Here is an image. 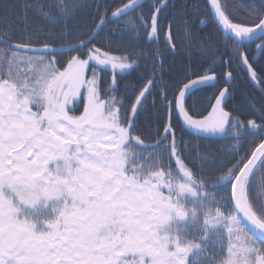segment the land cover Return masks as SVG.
<instances>
[{
    "label": "snow or ice",
    "instance_id": "obj_1",
    "mask_svg": "<svg viewBox=\"0 0 264 264\" xmlns=\"http://www.w3.org/2000/svg\"><path fill=\"white\" fill-rule=\"evenodd\" d=\"M240 3L255 13L256 21L245 24L241 33L225 22L228 5L219 0H198L191 9L188 0H121L122 6L115 0L0 4V129L8 133L0 140L7 170L0 178V264H159L152 237L137 229L135 217L125 215L128 209L107 207L98 214L83 198L49 208L45 200L59 194L22 189V167L43 171L50 182L67 173L71 182L93 190L81 162L92 157L106 161L102 145L121 141L122 147L145 149L149 157L166 154L169 175L173 170L181 175V165L202 177L231 164L230 189L255 149L244 156L239 150L226 155L227 163L218 165L215 158L201 156H214L210 150L218 146L202 142L264 140V0ZM227 19L236 22L235 16ZM158 36H164L163 50L153 48ZM132 73H138L134 82L122 83L124 74ZM237 82L245 89L251 85L257 95L240 92ZM205 88L211 89L209 105L194 112L189 97ZM229 104L241 114L235 116ZM237 125L238 137L217 135ZM32 127L39 133L28 136ZM61 133L66 144L55 139ZM41 139L45 143L38 149ZM37 155L49 164L61 157L65 163L42 168L32 163ZM258 178L264 179V152L248 169L246 189ZM101 187L100 195L111 186ZM97 203L102 204L99 198ZM54 212L59 215L53 219ZM69 212L76 215L67 219ZM89 213L92 223L77 221ZM236 215L239 219L243 213L236 209ZM245 227L259 238L249 253L264 258V231L250 223Z\"/></svg>",
    "mask_w": 264,
    "mask_h": 264
},
{
    "label": "rangeland",
    "instance_id": "obj_2",
    "mask_svg": "<svg viewBox=\"0 0 264 264\" xmlns=\"http://www.w3.org/2000/svg\"><path fill=\"white\" fill-rule=\"evenodd\" d=\"M38 133L39 129L32 127L27 135L35 136ZM7 135L8 133L0 129V140ZM62 136L63 133L55 139L66 144L67 141L62 140ZM41 143L45 141L41 139L37 142L38 149ZM121 145V141L105 142L101 151L107 157L106 161L92 157L89 161L81 162L88 173L85 177L87 183L95 185L93 190L78 181L71 182L67 173L57 181L50 182L44 178L43 171H33L31 167L19 169L20 175L26 178L21 182L22 189L58 193L59 195L45 200L49 208L63 203L71 206L73 201L79 203L83 198L89 208L98 210V214L107 207L128 209L125 215L130 213L134 216L133 223L137 229L152 237L150 247L159 264H193L196 259H199L200 264L207 263L204 262L206 260L209 264L256 263L259 256L251 255L249 247L253 242L259 243L239 223L231 202L230 191L233 183L229 193L221 187L217 191L197 189L191 184L189 173L182 165L181 175L172 172L176 181H171L169 166L164 169L166 154L153 153L149 157L145 149ZM2 147L3 144L0 143V148ZM30 154L32 156L31 150L26 156ZM43 154H46V150ZM32 163L42 168L55 169L63 166L65 160L61 157L53 159L49 164L47 160L41 161L37 155ZM6 172L4 162L0 159V178H3ZM75 179L72 178L73 181ZM97 180L101 183H97ZM41 183L44 188L40 187ZM102 184L111 187L100 195ZM35 194L34 191L29 192V195ZM162 194L165 198H162ZM98 198L103 207L97 203ZM20 199L23 200L24 197L20 196ZM0 201L2 208L3 199L0 198ZM90 214L78 216L77 221L92 223L93 221L88 219ZM58 215V212H54L52 218ZM75 215L76 212H69L67 219H72ZM180 215L185 216V221L180 219ZM254 217L264 225L256 215ZM47 226L45 222V227Z\"/></svg>",
    "mask_w": 264,
    "mask_h": 264
},
{
    "label": "trees",
    "instance_id": "obj_3",
    "mask_svg": "<svg viewBox=\"0 0 264 264\" xmlns=\"http://www.w3.org/2000/svg\"><path fill=\"white\" fill-rule=\"evenodd\" d=\"M4 2H6V0H0V4ZM88 2L91 3L92 0H88ZM124 2L126 3L128 2V0H124ZM225 2L227 3L228 7L225 9L227 15H225L224 17L229 24L244 28L245 24H251V23L256 22L253 19V17L255 16V13L243 7L240 3V0H219V3L221 5H223ZM196 3H198V0H188L189 8L191 9V6ZM115 4L122 6L121 0H115ZM113 10H115V6ZM109 15H111V13H109ZM228 16H235L236 22L235 23L229 22L227 19ZM113 27H117V25L114 24ZM214 27L215 26L213 25V28ZM163 40H164V36H158L156 38V42L153 44V48H156L157 45H159L161 50H163ZM253 54L254 55L256 54L255 49L253 51ZM217 70L219 71V69ZM106 75L109 78L111 76L110 73H106ZM136 75H138V73H132L131 75L124 74V80L122 81V83L134 82ZM237 86L239 87L240 92H245V94L251 93V95H257L256 90L253 89L251 85H248L247 89H245L244 86L240 85L239 82H237ZM210 100H211V89L205 88V89H200L196 91L195 93H193L189 97V104L192 105V109L194 112L201 113L204 110H206V108L209 105ZM239 102L240 101L238 98L237 103ZM229 109L237 112L234 114L235 116H239L241 114L240 109L234 108L231 104H229ZM244 115L247 116V115H250V113H246ZM241 119H243V117H241ZM249 119H251V117H249ZM233 132L235 133L233 134ZM239 132H240V126L237 125L235 130L228 129L226 132V135L230 134L232 137H238L240 135ZM145 134L147 135V133ZM176 135L177 137H179L181 135V132L177 130ZM185 139H192L193 143H200V141L196 140L195 138L189 137L186 134H185ZM252 140H253L252 137H248L247 139H225V140H217L214 142L204 141L202 143H214L218 147H214L210 150L212 153H214V156H209L208 153H205V152H202L201 156L206 157L208 159L215 158L218 165L227 163V161L223 160L222 157L226 155H230L231 153L237 152L238 150H239V155L244 156L248 153L249 149L257 148L264 141V140L257 139L255 144H253ZM240 145H243V148H240ZM200 163H202V161ZM232 163L234 164L235 161H233ZM165 164L166 165L164 166V169L166 170L167 169L166 167L169 166L168 159ZM231 167L232 165L229 164L227 168L223 169V171H205V174L202 177L199 171L191 168V166L187 168V171L189 173L191 184L195 188L203 190V191H215V190L217 191L218 188L221 187V188L227 189V192L229 193L230 189L228 187V183L226 182L227 180L226 178L229 176V168ZM172 172L175 173L174 170ZM169 176L172 177L171 181H176V179L172 176V174ZM206 185H207V188L205 187ZM217 185H219V187H216ZM245 193H246V198H247L250 210H251L250 212H252L254 216L256 215L257 218L260 220V222L264 224V220H262L260 216L257 215V212H259L261 215H264V179L258 178L249 189H245ZM250 197H251V200H250ZM204 264H209V263H204Z\"/></svg>",
    "mask_w": 264,
    "mask_h": 264
},
{
    "label": "water",
    "instance_id": "obj_4",
    "mask_svg": "<svg viewBox=\"0 0 264 264\" xmlns=\"http://www.w3.org/2000/svg\"><path fill=\"white\" fill-rule=\"evenodd\" d=\"M224 20H225V22H227L225 17H224ZM229 26L232 27L230 24H229ZM196 91H198V90H196ZM184 115H185V117L187 119H191L190 117L187 116V113H184ZM217 135H220V136L226 135V131L224 133H219L218 132ZM218 140H225V139H218ZM262 152H264V141L257 148H255V150L253 151L252 156L248 160L247 164L240 170L239 174L236 176V179H235V181L232 184V189L230 191L231 192V197H232V201L231 202L233 203V207L235 206L234 207L235 213H236V209H239L240 212L243 213V215L238 219L240 221L239 223H241L243 228L249 234H251V236H253L255 239H257L258 241H259L258 236L254 232L249 231L245 227V223H250V224L254 225L256 229H258L260 231H264V226L261 223H259L255 219V217L253 216L252 212H250V209H249L248 204H247L246 194H245V189H246L245 184H246V177H247L248 169L255 162L256 156L258 154L262 153ZM30 156H31V154L28 157H30ZM180 219L182 221L185 220V216L184 215H180ZM255 264H264V258L259 256L256 259V263Z\"/></svg>",
    "mask_w": 264,
    "mask_h": 264
},
{
    "label": "bare ground",
    "instance_id": "obj_5",
    "mask_svg": "<svg viewBox=\"0 0 264 264\" xmlns=\"http://www.w3.org/2000/svg\"><path fill=\"white\" fill-rule=\"evenodd\" d=\"M233 29L237 32V33H241V32H243L245 29H243V28H237L236 26L234 27L233 26ZM263 227V226H262Z\"/></svg>",
    "mask_w": 264,
    "mask_h": 264
},
{
    "label": "flooded vegetation",
    "instance_id": "obj_6",
    "mask_svg": "<svg viewBox=\"0 0 264 264\" xmlns=\"http://www.w3.org/2000/svg\"><path fill=\"white\" fill-rule=\"evenodd\" d=\"M238 131V130H237ZM235 132H233V134H234ZM239 134H240V132H239ZM163 192H164V190H163ZM162 198H165V195L164 194H162ZM162 205H164V203H161ZM0 206H1V201H0ZM71 219V218H70Z\"/></svg>",
    "mask_w": 264,
    "mask_h": 264
}]
</instances>
